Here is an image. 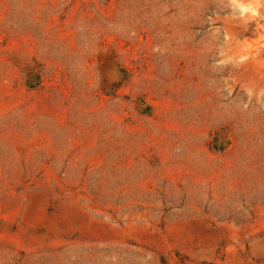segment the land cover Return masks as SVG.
Returning <instances> with one entry per match:
<instances>
[{
	"label": "rangeland",
	"instance_id": "rangeland-1",
	"mask_svg": "<svg viewBox=\"0 0 264 264\" xmlns=\"http://www.w3.org/2000/svg\"><path fill=\"white\" fill-rule=\"evenodd\" d=\"M0 264H264V0H0Z\"/></svg>",
	"mask_w": 264,
	"mask_h": 264
},
{
	"label": "trees",
	"instance_id": "trees-1",
	"mask_svg": "<svg viewBox=\"0 0 264 264\" xmlns=\"http://www.w3.org/2000/svg\"><path fill=\"white\" fill-rule=\"evenodd\" d=\"M27 84H28V86H30V83H29V81H28V83H27Z\"/></svg>",
	"mask_w": 264,
	"mask_h": 264
}]
</instances>
